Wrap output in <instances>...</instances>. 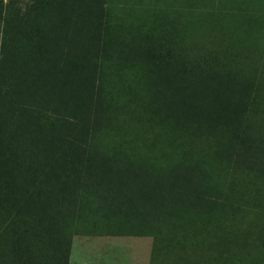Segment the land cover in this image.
<instances>
[{
	"label": "trees",
	"instance_id": "trees-1",
	"mask_svg": "<svg viewBox=\"0 0 264 264\" xmlns=\"http://www.w3.org/2000/svg\"><path fill=\"white\" fill-rule=\"evenodd\" d=\"M5 1L0 14V157L12 159L8 170L14 171L0 187L13 197L14 208L1 231L11 233V264H46L24 219H15L28 198L19 196L20 172L31 179L25 189L52 192L59 216L58 252L74 233L114 234L152 237L151 264L238 261L251 233L264 228L254 220L252 230L244 228L237 238L221 227L219 217L240 201L246 179L257 178L264 186V91L249 98L247 85H236L232 76H220L218 68L208 66L209 54L187 52L177 44L174 59L154 67L151 78L184 81L174 105L185 124H222L228 137L244 133L242 148L247 150L228 151L219 159L221 148L189 155L183 147L171 153L159 144L120 139L111 135L123 114V96L114 87L115 81H125L113 63L118 43L102 25V4L93 0L89 14L72 12V0H25L24 6ZM154 49L162 58L161 45ZM251 103L256 111L247 115ZM215 114L220 122H204ZM216 143L220 140L208 142ZM222 161L225 173L218 170ZM230 184L236 185V195L230 194ZM254 215L260 217V210ZM260 243L264 247L263 239Z\"/></svg>",
	"mask_w": 264,
	"mask_h": 264
},
{
	"label": "rangeland",
	"instance_id": "rangeland-1",
	"mask_svg": "<svg viewBox=\"0 0 264 264\" xmlns=\"http://www.w3.org/2000/svg\"><path fill=\"white\" fill-rule=\"evenodd\" d=\"M24 1L18 0L17 6H24ZM92 1L85 0L80 6L76 4L79 0H72L69 6L72 12L82 10L91 14L94 11ZM95 1L103 6V27L107 28L111 38L117 39V48L112 43L118 54L113 63L125 81H115L114 91L123 96L120 105L123 114L114 121L115 131L111 135L144 146L159 144L171 153L177 147H183L189 155L200 149L221 148L216 153L219 159L228 151L247 150L242 148L246 140L244 133L228 137L229 132L222 124H185L186 117H181L174 105L183 93L184 81L167 78L169 80L164 82L160 77L153 80L151 71L159 63L169 64L175 57V45L180 44L184 51L202 50L209 54L208 66L218 68L216 73L220 76H232L236 85H247L249 98L264 91V0ZM5 3L3 0L0 4V14ZM158 44L162 48V58L154 49L160 46ZM171 73L174 76V70ZM255 109L253 105L247 115L253 114ZM204 122L220 121L215 114L213 120ZM216 140L220 143L208 144ZM11 151L9 147L8 156ZM11 161L0 157L3 166L0 183L10 182V174L14 171L8 170ZM218 163V170L225 173L224 161ZM18 177L23 181L19 196L28 195V198L18 208L15 219L19 222L24 219L35 250L46 264H151L150 236L74 233L66 241L63 251L58 252L55 223L59 216L52 206V192H31L24 188V184L31 181L27 173L20 172ZM262 187L257 178L246 179L237 198L240 201L226 207L219 217L223 229L240 238L244 228H253L254 220L264 228ZM236 188L234 184L228 186L231 195H236ZM11 198L0 187V264H11L8 251L11 233L1 231L4 219L14 208ZM257 209L260 217L254 215ZM257 229L250 235L247 251L237 254L240 259L234 262L227 259L223 264H264V247L260 243V239L264 240V230L256 232Z\"/></svg>",
	"mask_w": 264,
	"mask_h": 264
}]
</instances>
